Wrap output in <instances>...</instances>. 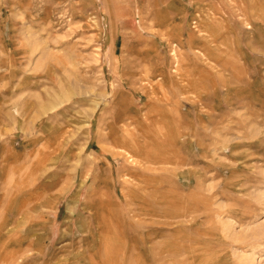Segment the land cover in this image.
<instances>
[{"label":"rangeland","instance_id":"obj_1","mask_svg":"<svg viewBox=\"0 0 264 264\" xmlns=\"http://www.w3.org/2000/svg\"><path fill=\"white\" fill-rule=\"evenodd\" d=\"M210 259L264 264V0H0V264Z\"/></svg>","mask_w":264,"mask_h":264},{"label":"bare ground","instance_id":"obj_2","mask_svg":"<svg viewBox=\"0 0 264 264\" xmlns=\"http://www.w3.org/2000/svg\"><path fill=\"white\" fill-rule=\"evenodd\" d=\"M184 228V229H183ZM183 228H181V229H183V233H184V238L188 241V242H190V238H189V236H188V230L191 228V227H187V225H183ZM185 250H187L188 248H186V246H185V248H184ZM220 254V253H219ZM216 255V254H215ZM220 256V258L222 257L221 255H219ZM227 256V255H226ZM195 258H196V260H198L200 257L199 256H197V255H195ZM229 263V262H228ZM232 264H239L238 262H231ZM188 264V263H187ZM198 264V263H197ZM199 264H202L201 262H199ZM204 264H223V263H218V262H216L215 263V259H210V260H207V261H205V263ZM226 264V263H225Z\"/></svg>","mask_w":264,"mask_h":264}]
</instances>
